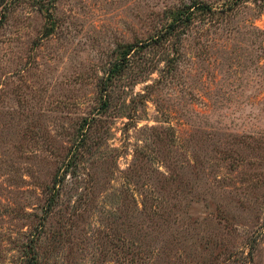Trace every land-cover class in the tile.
<instances>
[{"label": "rangeland", "instance_id": "rangeland-1", "mask_svg": "<svg viewBox=\"0 0 264 264\" xmlns=\"http://www.w3.org/2000/svg\"><path fill=\"white\" fill-rule=\"evenodd\" d=\"M32 240L36 264H264V0H0V264Z\"/></svg>", "mask_w": 264, "mask_h": 264}, {"label": "trees", "instance_id": "trees-1", "mask_svg": "<svg viewBox=\"0 0 264 264\" xmlns=\"http://www.w3.org/2000/svg\"><path fill=\"white\" fill-rule=\"evenodd\" d=\"M215 12L216 10H214L211 5L202 2H196L194 4L177 8L171 12L170 19L168 23L163 26V29H161L157 34L151 36L147 42L152 44L165 42L170 38V36L175 35L180 28H188L198 14L203 15V17H211ZM137 46L138 42L128 43L119 49L117 57L109 69V78L107 79L106 86H109L114 78L119 76L121 77L124 69H126L130 64V54L136 50ZM102 95L103 98L101 106L105 109L110 102V96L108 93H103ZM69 154L71 155L68 161L69 164L74 163L76 159H73L72 156L75 154V150H71ZM54 198L55 196L49 197L48 203L50 206H52ZM50 206L48 205V207L45 208V210L47 209V212ZM33 241L35 242V240H32L26 244L28 248L27 264L37 263L34 243L32 244Z\"/></svg>", "mask_w": 264, "mask_h": 264}]
</instances>
